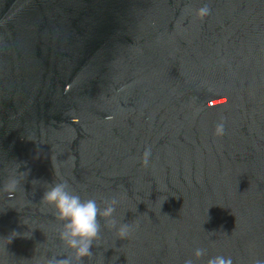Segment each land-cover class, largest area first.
Segmentation results:
<instances>
[{"label": "water", "instance_id": "obj_1", "mask_svg": "<svg viewBox=\"0 0 264 264\" xmlns=\"http://www.w3.org/2000/svg\"><path fill=\"white\" fill-rule=\"evenodd\" d=\"M10 176L0 264L69 254L42 200L61 181L132 225L121 239L101 219L83 264L264 259V0H0V188Z\"/></svg>", "mask_w": 264, "mask_h": 264}, {"label": "clouds", "instance_id": "obj_2", "mask_svg": "<svg viewBox=\"0 0 264 264\" xmlns=\"http://www.w3.org/2000/svg\"><path fill=\"white\" fill-rule=\"evenodd\" d=\"M196 14L203 19L211 14V8L205 3L197 9ZM224 134L225 124L221 121L216 125L215 135ZM151 154V147L145 148L142 157L143 166L149 165ZM19 184L20 180L17 176H10L0 191L14 193ZM42 200L53 207L56 218L61 221L59 238L69 250V254L62 256V259L54 256L47 259L46 264H83L85 258L93 255L92 247L94 241L99 238L102 228L101 219L105 222L104 226L116 229L121 239L127 238L132 232V225L119 222L115 218L116 207L119 204L115 197L103 200L101 206L95 198L82 199L67 181H61L51 183L44 192ZM16 235L17 233L13 232L8 238L11 241ZM205 255L204 248H197L194 251L196 259ZM184 264H195V262L193 258H188L184 260ZM206 264H233V260L231 257L217 255L208 258ZM254 264H264V259H257Z\"/></svg>", "mask_w": 264, "mask_h": 264}]
</instances>
